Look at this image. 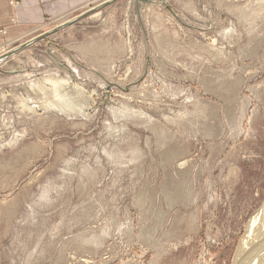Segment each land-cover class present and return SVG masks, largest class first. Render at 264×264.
<instances>
[{
    "label": "rangeland",
    "instance_id": "1",
    "mask_svg": "<svg viewBox=\"0 0 264 264\" xmlns=\"http://www.w3.org/2000/svg\"><path fill=\"white\" fill-rule=\"evenodd\" d=\"M258 211L264 0H89L0 46V264H252Z\"/></svg>",
    "mask_w": 264,
    "mask_h": 264
},
{
    "label": "crops",
    "instance_id": "2",
    "mask_svg": "<svg viewBox=\"0 0 264 264\" xmlns=\"http://www.w3.org/2000/svg\"><path fill=\"white\" fill-rule=\"evenodd\" d=\"M89 0H0V46L36 32Z\"/></svg>",
    "mask_w": 264,
    "mask_h": 264
},
{
    "label": "bare ground",
    "instance_id": "3",
    "mask_svg": "<svg viewBox=\"0 0 264 264\" xmlns=\"http://www.w3.org/2000/svg\"><path fill=\"white\" fill-rule=\"evenodd\" d=\"M260 213H262V215L260 217H258V215ZM254 216H255V219L256 220L252 217L253 219L250 221L249 226H248V230L249 231H251L253 228H256V225L261 220H264V211H260L259 213L256 212V214ZM255 221H257V224L255 223ZM262 222L263 221H261V223ZM261 223H260V226H259L258 230L256 231L255 235H252V237L249 240L248 239L241 240L240 247H239V251L236 254V258H240L242 261H244V258L246 256H248V258H249V256H250L249 253L257 245V243L260 244L261 242H263V244H264V222H263L262 225H261ZM248 258H246V261L248 260ZM238 261L240 262V260H238ZM235 262H236V259H235ZM251 263L252 264H264V255L262 257H256L255 260H254V262L252 260ZM236 264H240V263H236ZM247 264H249V262H247Z\"/></svg>",
    "mask_w": 264,
    "mask_h": 264
},
{
    "label": "water",
    "instance_id": "4",
    "mask_svg": "<svg viewBox=\"0 0 264 264\" xmlns=\"http://www.w3.org/2000/svg\"><path fill=\"white\" fill-rule=\"evenodd\" d=\"M74 20H76V18L73 19V20H71V21L68 20V21L64 22V24H62V25H58L56 28H54V30L58 29L59 27L61 28V26L67 25L68 23H70V22H72V21H74ZM23 45H24V44H23ZM13 51H14V49H13V50H10L9 52L5 53V54L3 55V57H4V56H7V55L10 54V53H13Z\"/></svg>",
    "mask_w": 264,
    "mask_h": 264
}]
</instances>
